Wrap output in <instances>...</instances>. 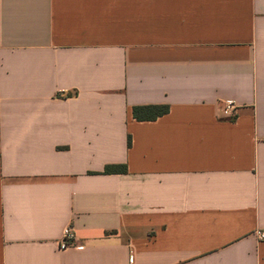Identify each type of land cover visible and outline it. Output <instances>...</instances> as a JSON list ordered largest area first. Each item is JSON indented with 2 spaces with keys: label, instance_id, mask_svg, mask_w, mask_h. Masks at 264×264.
<instances>
[{
  "label": "crops",
  "instance_id": "0c3cea01",
  "mask_svg": "<svg viewBox=\"0 0 264 264\" xmlns=\"http://www.w3.org/2000/svg\"><path fill=\"white\" fill-rule=\"evenodd\" d=\"M256 231L264 0H0V264H264Z\"/></svg>",
  "mask_w": 264,
  "mask_h": 264
},
{
  "label": "built area",
  "instance_id": "2783aa9c",
  "mask_svg": "<svg viewBox=\"0 0 264 264\" xmlns=\"http://www.w3.org/2000/svg\"><path fill=\"white\" fill-rule=\"evenodd\" d=\"M239 109V106L231 101V100H225L222 101L218 106V111L222 118L225 119H232L236 115V111ZM256 238L258 241L263 242L264 241V231H256L255 232ZM82 245H77L75 241V235L74 232L70 227H66L63 229L60 240L57 244V249L59 251H66L70 249H76L80 250L82 249ZM131 259V256L130 258Z\"/></svg>",
  "mask_w": 264,
  "mask_h": 264
},
{
  "label": "trees",
  "instance_id": "16d2710c",
  "mask_svg": "<svg viewBox=\"0 0 264 264\" xmlns=\"http://www.w3.org/2000/svg\"><path fill=\"white\" fill-rule=\"evenodd\" d=\"M69 96L71 94H68ZM168 111L167 106H145V107H134L132 109V116L138 121L153 120L159 116L166 114ZM127 146H130V139H127ZM124 170L117 166H107L104 169V173H119Z\"/></svg>",
  "mask_w": 264,
  "mask_h": 264
}]
</instances>
